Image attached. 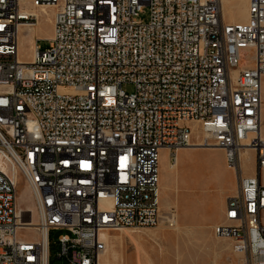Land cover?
<instances>
[{
	"label": "built area",
	"instance_id": "2783aa9c",
	"mask_svg": "<svg viewBox=\"0 0 264 264\" xmlns=\"http://www.w3.org/2000/svg\"><path fill=\"white\" fill-rule=\"evenodd\" d=\"M227 1L0 0V264H97L105 233L156 226L159 151L173 162L191 123L235 174L229 230L213 234L240 264H264V0H247L245 22L225 20ZM27 6L54 11L30 62L17 53L19 28L37 21ZM19 182L33 210L18 208Z\"/></svg>",
	"mask_w": 264,
	"mask_h": 264
},
{
	"label": "rangeland",
	"instance_id": "374dc122",
	"mask_svg": "<svg viewBox=\"0 0 264 264\" xmlns=\"http://www.w3.org/2000/svg\"><path fill=\"white\" fill-rule=\"evenodd\" d=\"M230 2L224 8L225 19L228 21L231 18L234 22L244 21L246 17L244 0H231ZM147 14L144 10L139 18L145 21ZM51 18V11H48L45 16L39 14L33 31L21 30L18 41L19 59L22 61L31 59L29 46L31 38L39 39L37 44L40 50L48 47L49 43L45 40L51 37ZM241 57L240 67H252V50H243ZM122 88L128 93L132 91L130 85H124ZM261 99V135L264 137V77L261 79ZM197 133L198 131L195 130L192 145H196L200 140ZM199 147L205 148V146ZM200 148L179 149L173 162H169L168 153L161 154L159 151L160 216L166 217L169 211H174L173 214H176L178 225L181 227L180 233L169 230L164 224L165 220L161 219L154 227H142L147 229L138 228L134 232L109 233L107 236L108 252L100 259V264H136V258L141 264H147L148 259L153 264H203L204 260L206 262L212 260V257H205V255L217 249L213 243L218 240L213 234V227L223 222L224 209V204H219V200L222 197L225 200L227 196H231L236 183L233 172L225 166L223 151L215 147L212 150ZM254 158V153L251 151L242 157L241 168L244 174L253 173ZM260 178L264 179L263 172ZM16 203L21 210H33L28 190L20 182L17 187ZM189 224L202 229L193 231L191 234L189 229L188 234L183 226ZM207 226L210 228H204ZM64 234H66L65 231H53L49 233V239L55 242L60 235ZM124 234H127V237ZM17 237L22 240L36 238L35 233L30 230H19ZM216 253L219 256V250ZM221 254L223 263L218 264H238L236 256L228 260L232 255L230 250ZM53 264H59V262Z\"/></svg>",
	"mask_w": 264,
	"mask_h": 264
},
{
	"label": "bare ground",
	"instance_id": "6f19581e",
	"mask_svg": "<svg viewBox=\"0 0 264 264\" xmlns=\"http://www.w3.org/2000/svg\"><path fill=\"white\" fill-rule=\"evenodd\" d=\"M231 1V0H230ZM230 1H227V2H225L224 4H223V15H224V8H225V6L226 5H228L229 3H231ZM244 2H245V9H246V13H245V20L244 21H242V22H245L246 21V19H247V0H244ZM26 9H27V11L29 10L33 15H35L36 17H37V19H38V17H39V14H41V15H46L47 14V12L48 11H51L52 12V18H53V13H54V11H53V9L51 8V7H41V8H32V7H29V6H27L26 7ZM52 18L50 19L51 20V22H50V24H51V33H52ZM224 18H225V16H224ZM45 19V18H44ZM48 19V18H47ZM226 20V19H225ZM229 22H234L233 20H231V18H230V20H228ZM36 25H37V21H36V24L34 25H32V24H23V25H21V27L19 28V35H18V41H19V36H20V34H21V30H26V31H33L34 30V28L36 27ZM31 38V37H30ZM30 41V40H29ZM28 43H30V42H28ZM30 46V49H31V59H32V55H33V48H34V39H32L31 38V45H29ZM28 46V47H29ZM18 50H20L18 47H17V53H18ZM31 59L29 60V61H24V62H30L31 61ZM21 60V59H20ZM235 73V72H234ZM261 122H262V102H261V107H260V129H259V136H260V138H261V140L262 141H264V137L261 135ZM190 128H191V140H190V142H189V145L187 146L188 148H193V147H197V148H200L199 146H203V144H202V142H203V132L200 130V128H199V126H198V124L197 123H191L190 124ZM195 130H197L198 131V133H197V135L199 134V136H200V140H199V142L196 144V145H192V143H191V141H192V138H193V136L195 135L194 133H195ZM210 145L208 144V145H205V148H200V149H205V150H212L214 147L216 148V149H219V150H221V151H223L224 152V159H225V161H226V150H222V145H221V142H213V147H209ZM186 147V148H187ZM182 148H184L185 149V147H180V149H182ZM195 149V148H194ZM249 151H251V152H253V150H251V149H249L248 147H245L244 149H243V151H242V153H241V160H242V157L244 156V155H247L248 154V152ZM224 161V162H225ZM174 166H176V164L174 165ZM225 166L227 167V169H229V170H231L232 172H233V174H234V170L232 169V168H230V167H228L227 165H226V163H225ZM240 166H241V161H240ZM234 177H235V174H234ZM158 187H159V180H158ZM27 188V187H26ZM236 188V187H235ZM28 190V189H27ZM235 191V190H234ZM175 216H176V214H174L173 215V217L175 218ZM161 220H166V217H163L162 215H161ZM231 221V209H230V203H229V201L228 200H226L225 201V204H224V210H223V222L222 223H220V224H217L214 228H215V230H229V223H226V222H230ZM163 222V221H162ZM168 227V226H167ZM169 228V230H173L175 233H180V231H181V227L176 223V218H175V225L171 228V227H168ZM142 229H147V228H142ZM141 229V230H142ZM183 229H185L186 230V232L188 233L189 232V227H183ZM122 231H131V232H134V231H136V229H120V231H118V232H111V233H121ZM110 233V232H109ZM109 233H105V235L103 236V238H104V240H105V242H106V245H107V247H106V249H105V251L98 257V263L97 264H100V259L102 258V257H104V255L108 252V243H107V236H108V234ZM185 233V232H184ZM126 237H127V234H124ZM131 240H133L132 238H130ZM217 239H220V238H217ZM220 240H223V239H220ZM112 243V242H111ZM120 245H121V241H120ZM122 246V245H121ZM111 247V246H110ZM120 248V247H119ZM111 250V249H110ZM114 250V249H113ZM117 252V251H116ZM231 252H232V248H231ZM233 253V252H232ZM122 254V253H121ZM234 254V253H233ZM108 255H110V254H108ZM235 255V254H234ZM236 257H237V255H235ZM121 258H122V256H121ZM116 260H117V258H116ZM113 261V260H112ZM114 263V262H113ZM136 264H141L140 263V260L138 259V258H136ZM147 264H153L152 263V261L150 260V259H148V261H147ZM238 264H240V261L238 260Z\"/></svg>",
	"mask_w": 264,
	"mask_h": 264
},
{
	"label": "crops",
	"instance_id": "0c3cea01",
	"mask_svg": "<svg viewBox=\"0 0 264 264\" xmlns=\"http://www.w3.org/2000/svg\"><path fill=\"white\" fill-rule=\"evenodd\" d=\"M160 153L161 154H167L168 152L166 150L162 149V150H160ZM252 174H249V175H252ZM225 201H226V198L224 200L223 197H222V199L219 200V204H225ZM175 218H176V223L178 224L177 216H175ZM215 225H217V224H215ZM183 227H190V232H189L190 234L193 231L202 229V228L192 227L190 224L189 225H186V226H183ZM204 228H207L208 229V228H210V226H207V227H204ZM213 243L216 245L217 249H213L209 254L205 255V257H209V258L212 257V260H210L208 262H206L204 260V263L203 264H218V263H223V257H222V254L221 253H223L225 251H228V250L231 251V244L227 240H220V239H218L217 241H215ZM217 250H219V253H220L219 256L216 253ZM217 258H219V259H217ZM233 258H235V255L232 253V255H230V257H229L228 260H232Z\"/></svg>",
	"mask_w": 264,
	"mask_h": 264
}]
</instances>
